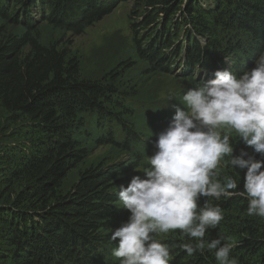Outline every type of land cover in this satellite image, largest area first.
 I'll return each mask as SVG.
<instances>
[{
    "label": "trees",
    "instance_id": "trees-1",
    "mask_svg": "<svg viewBox=\"0 0 264 264\" xmlns=\"http://www.w3.org/2000/svg\"><path fill=\"white\" fill-rule=\"evenodd\" d=\"M117 2L0 0V137L10 142L0 151V264H120L110 236L130 213L110 192L148 167L184 93L169 101L146 95L142 73L121 58L84 78L79 60L61 50L64 34L80 36ZM135 9L142 37L152 38L126 44L124 60L133 56L150 70L157 62L162 72L201 84L217 70L242 75L264 52V0H138ZM147 116L157 118L155 131ZM101 147L109 149L103 166L112 167L94 165L68 194L58 192L69 170ZM241 149L261 159L239 142L234 155ZM236 171L242 188L246 170ZM211 203L224 219L205 239L231 238L239 264H264V219L249 216L241 197ZM157 239L170 248L169 264H217L207 249L189 256L178 230Z\"/></svg>",
    "mask_w": 264,
    "mask_h": 264
},
{
    "label": "clouds",
    "instance_id": "clouds-1",
    "mask_svg": "<svg viewBox=\"0 0 264 264\" xmlns=\"http://www.w3.org/2000/svg\"><path fill=\"white\" fill-rule=\"evenodd\" d=\"M213 76L187 89L183 107L171 105V123L158 136L143 175L119 187V201L130 213L110 236L118 241L112 256L120 264H169L170 248L157 237L177 230L189 256L207 249L217 264H239L231 256V238L205 239L224 219L211 201L244 198L247 214L264 219V54L240 76L229 68ZM237 142L261 159L244 149L234 155ZM225 167L233 174H224ZM236 169L246 170L242 188Z\"/></svg>",
    "mask_w": 264,
    "mask_h": 264
},
{
    "label": "rangeland",
    "instance_id": "rangeland-1",
    "mask_svg": "<svg viewBox=\"0 0 264 264\" xmlns=\"http://www.w3.org/2000/svg\"><path fill=\"white\" fill-rule=\"evenodd\" d=\"M137 1L138 0H119V2L113 6L112 12L109 15L102 18L99 22L87 27L80 36H75L72 33L64 34L62 36L61 50L70 57H75L79 60L83 76L88 79L97 78L103 68L114 62V60L117 61L119 58H121V63H131L133 71L139 70L142 73V82L147 87L144 93L146 95L156 94L160 101H169L173 99L175 95L182 92L185 93L189 88L198 87L200 84H196L193 81L175 78L170 72H162L161 67L156 66L157 62L153 66L156 69L150 70L146 61L137 59L133 56L127 59V61L124 60L125 54H128L125 47L126 44L131 46L134 39H137V41L141 43L144 38H146V40L149 37L152 38L151 35L142 37L143 33H140L138 29V24L135 20L139 12V10L135 9ZM16 20L18 23L14 22V24L19 25L20 20ZM59 36L61 35H57V38ZM222 36L224 35L220 34V37ZM228 36L232 39L241 37L240 34H235L231 31H229ZM144 43H146V41ZM143 49L144 46L142 47V51ZM151 49V46H147L145 52L148 53ZM262 54H264V52ZM254 62L247 70L254 67ZM134 79L138 80V78L135 77ZM166 108L169 110V107L162 105L158 106V109L163 110ZM147 114L149 115L150 113L148 112ZM155 119H157L155 116H147V122H153L150 128L152 131H155L153 126L156 124ZM111 128L112 131L115 132L116 129L114 127ZM117 138L120 140L122 136L119 135L118 137L117 135ZM7 144L10 145V142L0 137V151L5 150L4 146ZM90 151L91 153L88 156L82 158V163L76 164L69 170L67 178L62 185L63 188L58 192H61V194H68L72 190L74 184L82 177L85 170L94 165H97L99 168L103 166L102 158L109 152V149L101 147L97 149L92 148ZM148 157L150 156H147L145 161H148ZM122 161L126 162L127 158L124 157ZM110 167L112 166L108 164L103 166L102 169L108 170ZM142 170L143 169L137 171L138 175H143ZM120 181L121 180L117 181V184L114 185V189L110 192L113 196H116V198L119 192L118 184ZM115 201H117V199H115Z\"/></svg>",
    "mask_w": 264,
    "mask_h": 264
}]
</instances>
